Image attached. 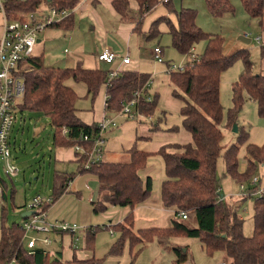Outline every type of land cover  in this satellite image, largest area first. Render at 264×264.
<instances>
[{"label":"trees","instance_id":"16d2710c","mask_svg":"<svg viewBox=\"0 0 264 264\" xmlns=\"http://www.w3.org/2000/svg\"><path fill=\"white\" fill-rule=\"evenodd\" d=\"M82 0H5L8 19L16 20L21 15L43 7H56L59 11L75 8ZM131 0H114V5L122 19H127L130 10H126ZM139 3L140 21L159 2L170 0H135ZM210 13L222 17L234 13L236 8L232 0H206ZM245 11L251 19L257 20L264 30V0H241ZM198 10L182 8L178 12L177 24L172 21L170 33L174 47L182 54H187L198 42L205 40V51L193 64L183 71L171 73L174 87L173 95L183 104L180 114L182 126L192 134L193 142L175 146L179 151H168L163 146L157 153L141 149L136 144L130 149L131 160L127 162H109L99 160L92 164L91 173L101 183V198L94 202L95 210L105 211L108 205L130 206L125 223L116 228L123 233L114 245L115 250L122 249L126 238L132 245L145 244L157 238L163 246H168L176 237L198 238L209 255L217 252L224 254L226 264H264V194L242 195L238 203L228 202L223 193L221 178L218 175V161L221 156L225 163V176L237 182L245 181L249 191L254 192L264 184V173L260 182L250 184V179L264 168V143L258 145L250 142V131L239 126L237 142L223 151L225 134L222 129L225 107L221 102V80L223 73L237 60L243 59L244 68L239 79L233 84V106L228 112L227 126L232 128L243 110L246 99L254 100L259 113L264 118V73L254 71V62L248 49H239L227 55L224 53L225 38L219 33H209L197 23ZM57 27L70 29L73 22L64 19L54 24ZM156 33L155 30L152 31ZM264 57V45H261ZM20 74L24 77L26 92L19 102V108L36 109L43 112L53 126V142L56 146L82 145L87 153L77 154L78 162H87L90 152L99 135L98 124H87L77 114L76 102L79 98L76 90L68 84L73 80L87 87V94L93 99L97 97L102 86L107 85V111L119 112L123 103L131 100L135 92L142 90L136 110L150 118L158 109L159 95L149 101L150 91L147 86L152 75L134 69H124L117 76H110L109 71L99 68H86L81 64L75 67H47L44 54L26 59L21 65ZM175 125L170 130L177 131ZM64 129L68 134H64ZM152 131H160L162 127L156 122ZM88 135V139L82 136ZM82 137V138H81ZM154 154L164 159L166 179L162 183V201L165 207L175 209L176 216L170 227H149L133 231L135 223V207L150 197L153 178L145 180L140 170L148 165ZM83 171H86L84 169ZM70 175H56L53 204L67 191ZM3 185V205L1 222L0 264H5L17 257L20 264H98L92 256L87 259L74 257L66 261L59 250L55 254L39 246L29 250L22 244L24 234L20 224L7 226L5 221V202L8 199V184L0 178ZM254 197L255 228L252 235L244 232L245 219L241 215L243 203ZM14 198V196H13ZM51 205H46L48 210ZM188 217L182 218L180 212ZM176 264L187 259L183 247H175Z\"/></svg>","mask_w":264,"mask_h":264},{"label":"rangeland","instance_id":"374dc122","mask_svg":"<svg viewBox=\"0 0 264 264\" xmlns=\"http://www.w3.org/2000/svg\"><path fill=\"white\" fill-rule=\"evenodd\" d=\"M174 3L176 10L170 9L163 2L157 5L156 8L143 17L141 30L134 32L130 36L125 35V28L118 26L119 22L110 10H103L101 16L105 21V29L109 33L108 39L106 36V39L103 37L100 27H97L95 31L91 29L92 23L96 22V19L92 18V14V17L87 15L85 19L78 18L74 31L67 32L59 28L57 31L42 33L39 35L42 42L37 45V49L39 53L45 52V64L56 68L69 67L68 61L75 59L76 66L81 64L86 68H99L108 71L110 69L109 65L104 62H98L93 57L96 47L100 43L102 44L103 41L112 46L121 56H125L130 51L132 57L135 59L142 58L141 61L147 59L156 46H161L165 50L164 58L167 62L182 64L188 61L189 53L182 54L174 47L169 22L172 21L174 24H177L178 14L176 11L182 7L195 8L198 10L197 23L203 30L209 33H219L224 36L225 54L230 55L239 49H248L250 57L254 62V71L263 73L264 58L261 55V45L263 44L254 40V37L258 33H262V31L258 29L257 21L248 16L241 0H233L235 8H238V10H235L234 13H227L222 17H215L209 12L206 0H174ZM137 11L130 10L129 12L140 14L139 10ZM135 16L133 14L132 18H135ZM3 24L4 18L0 13V26ZM153 30L156 31L155 34L152 32ZM245 31H248L250 37L253 38L251 43H246L240 38ZM205 48L206 41L202 40L194 45V53L200 55L205 51ZM154 59L156 60L155 57ZM153 61L152 59L151 62L155 63ZM243 62V59L237 60L222 75L221 102L225 107L222 123V129L225 134L223 151L231 144L237 142V132L234 130V125L230 128L227 126V123L229 109L233 106V84L242 73L244 68ZM149 66L151 65L149 64ZM159 66L160 69H165V75L160 74L155 78L156 83L153 84L152 89H156L158 80H162L163 76L168 75V64L166 66L160 64ZM151 68L152 66L148 67L153 73H158L156 69ZM163 87H165V84H163ZM163 87L162 92L164 90ZM102 88L106 92V86L104 85ZM152 91L155 92V90ZM82 94L83 91L80 88V98L77 100V108L79 107L85 112L91 111L95 103L92 104L94 99L90 95L86 97L85 94ZM151 95L154 97L156 94L151 93ZM102 108L103 104L100 109ZM15 113L17 118L10 132V143L13 160L20 170L19 175L9 177L5 173L3 162L0 160V175L7 181L9 186L8 199L5 202V221L7 226L14 223L22 224V215L29 210L30 204L35 197L52 198L57 171L60 170L70 175H81L78 163L58 158V148L53 142V126L50 119L44 113L36 109L21 110L19 107H17ZM154 116L157 120L165 119L163 120L164 123L167 119L168 124L180 126V131L183 129V118L180 113L173 112L164 115L163 111L158 108ZM103 118L97 122L98 125L103 121ZM150 122V120H141L140 118L137 120L119 119L117 128L105 132V144L102 147L104 156L101 153L99 158L113 162L130 161L131 153L129 150L135 145L138 140L137 137L141 135L137 127L148 124L147 126H150L151 129L154 123ZM236 122L238 127H246L250 131V142L258 145L264 143V118L261 117L258 104L254 100L246 99L243 110L240 112ZM161 127L163 128V123H161ZM137 146L141 149H148L149 144L139 140ZM123 149L127 150L123 151ZM160 160H163L165 167L164 159L160 157ZM81 165L83 170L86 169L87 171L90 169L86 167V162ZM224 172L225 163L223 156H221L218 161V175L221 178L223 193L228 197V202L232 204L238 203L241 197L238 195L241 183L235 181L230 176H225ZM261 173H264V168L257 175ZM84 174L82 177L75 179L72 186L74 187L73 190L66 193L62 199L56 201L55 205L47 213L51 222L57 220L67 222L71 225H77L82 229L79 232L82 236L79 244L80 247L84 245L85 234L87 235L88 232L86 229H92L95 232L94 253L99 261L98 264H174L177 260L175 247L178 245H184L183 249L186 248L185 252H187V259L182 264H215L220 260L217 256H224L223 253L217 252L214 254V259H212L211 256L213 255H209L203 249L202 242L198 238L188 236L171 239L176 246L174 245L170 249L165 246L162 247L157 238L145 244L136 245H132L130 239L126 238L122 249L115 250V243L123 237L122 231L118 230L116 226L119 223H125L127 215H124L122 220H119L120 213H124L123 208L119 206L112 209L116 211L111 216H108L104 211L97 212L93 204V201L97 200L95 199L98 185L97 176L91 172H85ZM94 196L95 198H93ZM254 202V197H249L243 203L240 210L242 217L245 219L244 232L248 236L253 234L255 228ZM140 210H146L143 211L146 214L142 213L140 215L138 218L140 221L136 224V227L156 224L165 227L172 224L168 220L174 217L173 212H165L166 215L161 211H147L146 208L135 209V220ZM2 217V209H0V222H2ZM145 218H149L150 221L145 222L147 220ZM142 219L144 220L142 221ZM37 235L41 237L43 234ZM39 245H42L46 249H53L55 247L54 245L45 246L41 241H39ZM170 246L171 244L169 243Z\"/></svg>","mask_w":264,"mask_h":264},{"label":"crops","instance_id":"0c3cea01","mask_svg":"<svg viewBox=\"0 0 264 264\" xmlns=\"http://www.w3.org/2000/svg\"><path fill=\"white\" fill-rule=\"evenodd\" d=\"M161 2H163L170 9L173 8L174 10H176L175 9L174 0H170V4H168L165 1H161ZM161 2H159L157 5H159ZM157 5H155L154 8H156ZM139 7L140 6H139V3L137 1L131 0L129 2V6H128V8L126 10H135V11H137V10H139ZM154 8H152L151 11ZM182 8H184V7H182ZM181 9L177 10L176 13L178 14V12ZM207 9H208V7H207ZM103 10H110L113 13V15L116 17V19L119 22L118 26L120 28H125V30H124L125 35H127V36L129 35L130 36L134 32H138V31L141 30V25H142L143 22H141L140 26H137V23L140 21V15L137 14L138 11L129 13L128 14V18L125 20V19H122L121 15L117 12V9H116V7L114 5V0H82L74 8L73 13L69 17L66 18V19H70L73 22V25H72V27L70 29L57 27V26H55L53 24V25L48 26L43 32L40 33V35L42 33H44V32L47 33V32H51V31H55V30L57 31V29H59V28H60V30L63 29V31H67V32L74 31L75 28H76V22H77L78 18H80V19L84 18L85 19L87 17V15L92 17V14H93L92 18L96 19V22H95L96 25H95V23H92L91 29H94V31H95V29L97 27H100V31L102 32L103 37L105 39L107 37V39H108L109 33L105 29L106 28L105 25H104L105 21H104L103 17L101 16ZM236 10H238V8H236ZM133 14L136 15L135 18H132ZM92 20H94V19H92ZM197 22H198V16H197ZM257 23H258V21H257ZM4 24L2 26H0V41H1V38L5 34V25ZM98 24H100V25H98ZM258 29H261L262 33H258L257 36H260L262 38L261 41H260V44L264 45V30H262V28L259 25V23H258ZM245 32H248V31H245ZM73 36H74V34H73ZM41 42H42V39L39 38L37 45L39 43H41ZM37 45H36V48H35L34 56L39 55V54H44L45 55L44 51L39 53V51L37 49ZM105 46H108L109 48H111L113 51L116 52V50L112 46H109L107 43H105V41H103L102 44L100 43L96 47V49H95V51L93 53V57H95V59L98 62H104V61L99 60V58L97 56V53L99 51H101ZM161 49H162V54L165 57V50H164L163 47H161ZM126 55L131 57V63L127 67H126L125 64H122L121 58H118L114 62H111V63L104 62L107 65H109V68H110L108 70L109 73L112 72L113 70H119L120 67H122V68H125V69L126 68L127 69H134V70H138V71H141V72H147V73L151 74L152 77L150 79L148 88H149V90H150V92L152 94L154 93V94H158L159 95L158 108H160L163 111L164 115H166L167 113L169 114V113H173V112L180 113V110H181L183 102H182V100H180L179 98H177V97H175L173 95L174 87H173L172 80H171V74L163 76L162 80H158L157 81L156 89H152L153 84L156 83L155 78L158 75L165 73V71H164L165 69H160L159 65L161 64V65L166 66V64H169L170 62H167L166 60H165V62H158L157 60H155L154 59V57H155L154 50L151 52V54L149 55V57L147 59H143L142 61H141L142 58L135 59L134 57H132L130 51ZM152 59L155 61V63L151 62ZM75 63H76L75 59H71V60L68 61L69 67L76 66ZM44 64H45V62H44ZM149 64L152 66L151 69H156L159 74L158 73H153V71H150V69H148V67H151V66H149ZM45 66H47V65L45 64ZM47 67H54V66H47ZM263 69H264V67H263ZM263 73H264V71H263ZM153 81H155V82L153 83ZM68 84L70 86H72L76 90L78 95H79V89L81 88V90L83 91L82 95L85 94L86 97H89V94H87V87H86L85 84L76 83L73 80L68 81ZM163 84H165V87H163ZM105 86H106V92L104 91V89L102 88L103 86H102L101 89H100L99 94L97 95V97L92 102V104L94 102L95 103H94L93 109L91 111L85 112V111H83V109H81L79 107L77 108L78 109L77 110L78 116L84 122H86L87 124H97V122L101 118H103L105 115H108L110 117L115 116V113L107 111L105 103H106L108 94H107V85H105ZM162 87L164 89L163 92L161 91ZM152 90H155V92H153ZM151 93H150V96H152ZM102 104H103V108L100 109ZM76 105H77V102H76ZM121 118L126 119V120H132V119L133 120H137L139 118L141 120H150L151 121L150 123H152V124L153 123L156 124V122H159L160 126H161V123H163V128H165V129L162 128V130H160V131H152L150 129V126L149 127L147 126L148 124L147 125H141V126L137 127V130H140V134L141 135L139 137H137L138 140L136 141L135 144L137 145L139 140H141L142 142L148 143L149 144L148 149L151 152L157 153L163 146L169 147L168 151L176 152V151H179V149H177L175 146H177L179 144H187V143L193 142L192 134L188 130H186L184 127H183V129L181 131L180 130H177V131L170 130V128H172L174 125L168 124L167 123V119H166V121L164 123L163 120H165V119H163V118L160 119V120H157L154 115H153V117L151 116L150 118H147L143 114H140V115H138L135 118H131V117L129 118V117L122 116L120 118H117V122ZM117 127L118 126L112 128V129L114 130ZM112 129H110V131ZM136 135H137V133H136ZM103 144H105V140H104ZM103 144H102V147H103ZM57 148H58V158L60 160L75 161L79 165L78 169L80 171L79 173L81 174L80 176H79V174H76V175L71 174L70 175L69 173L61 172L60 170L57 171V173H56V175L61 174V175H70L71 176V180L69 182V185H68L67 191H66V193H69V191L71 192V190H73V188H74L72 186H73V184L75 182V179H77L78 177H82L83 175H85L84 174L85 172H90V171H83V169L80 167V164L77 161V154L78 153L75 150V146H73V145L72 146H60L59 145V146H57ZM127 149H129V148H127ZM127 149H123V151H126ZM148 149H146V150H148ZM129 152H130V150H129ZM101 153H103V156H104L103 149H102ZM160 157H162V156L159 155V154H154L153 156H151L149 158L148 165L145 168H143V169H141L139 171L140 175L145 180V182H146V180L148 179L149 176H152L153 184H152V192H151L150 197H148L143 202L138 203L136 205L135 209L146 208L147 211H156V212L161 211L164 214L173 212L174 213V217H175L176 216L175 209L165 207L164 204H163V201H162V183L166 179V175L164 173L165 172V167H164V164H163V160H160ZM101 160L107 161L104 158L101 159ZM109 162H113V161H109ZM3 180H5V179H3ZM6 183H7V181H6ZM7 192H8V190H7ZM66 193H64L62 195V197ZM7 196H8V193H7ZM95 196H96V198H95ZM95 196L93 198H95L97 200L93 201V204H94V202H97L101 198V183L99 182V180H98L97 192H96ZM62 197H60V199H62ZM3 202H4V200H3ZM2 205H3V203H2ZM54 205H55V203L48 209L47 212H49V210ZM117 206L118 205H108V208H107L108 211L105 210L104 212H106V214H108V216H111L116 211V210H112V209L116 208ZM119 207H122L123 210H124L123 214L120 213V219L119 220H122L123 216L124 215L126 216L130 212L131 208H130V206H126V207L119 206ZM109 208H110V210H109ZM0 209H2V207ZM143 211H146V210H143ZM143 211L140 210L137 213V217H136V220H135V223H134L133 231L138 232L141 229L149 228V227H153V226L163 227L160 224H156V225H141V226L136 227V224H138V222L140 221V219H138L140 217V215L142 213L146 214ZM149 217H152V216H149ZM169 217H171V216H169ZM174 217L173 218L171 217L168 220V222H170V224H171V222L173 224ZM158 218H160V217H158ZM23 219H25V218L23 217ZM145 219H147V220H145V222H149L150 221L149 218H145ZM48 220H49V217H48ZM143 220L144 219H142V221ZM49 221H51V220H49ZM166 224L170 225L169 223H166ZM172 224L170 226H172ZM170 226H165V227H170ZM80 230H82V229L78 228L77 231L74 232V233L64 232V233L56 234L54 243L52 244L55 247H53V249H48V250L51 252V254H55V251L59 250L61 252V257L63 258V260H66V261L72 260L75 256L80 258V259H87V258H90L92 256H96L95 253H94V249H95V243H94L95 232L92 229H86L88 232H87V235L85 234L84 245H83V247H80L79 244L81 242V237H82L81 234L79 233ZM170 244H171L170 247H168V246L167 247L165 246V247L170 249L171 247H174V245L176 246V244L173 241H170ZM161 246L164 247L162 244H161ZM182 246L184 248V245H178L176 247H182ZM203 249H204V247H203ZM184 251H186V248L184 249ZM211 257H212V259H214L215 256L213 255ZM217 257H219L220 260L217 263H215V264L225 263L224 256L223 257L222 256H217ZM221 259H222V261H221ZM174 264H176V263H174Z\"/></svg>","mask_w":264,"mask_h":264},{"label":"built area","instance_id":"2783aa9c","mask_svg":"<svg viewBox=\"0 0 264 264\" xmlns=\"http://www.w3.org/2000/svg\"><path fill=\"white\" fill-rule=\"evenodd\" d=\"M4 2L5 0H0V13L3 15L5 23V34L0 41V160L4 164L5 173L9 177H15L19 175L20 170L12 157L10 132L17 118L15 111L17 107H19V102L22 100L26 92L25 80L20 74L21 65L26 59L34 56L40 33L48 26L69 17L73 13L74 8L64 9L62 11H59L56 7L39 8L36 11L21 15L16 20H10L7 17ZM244 35L246 37H250L248 32H244ZM261 39L262 38L260 36L254 37V40L258 43H260ZM194 50L193 46L189 51V59L187 62L182 64L170 62L167 66L168 74L175 71H183L189 64L196 62L199 55L194 53ZM154 54L158 62H165L160 46L155 47ZM97 56L99 60L108 63L121 58L122 64H125L126 67L131 63L130 56H121L108 46H105L101 51H99ZM124 69L125 68L120 67L119 70H113L110 72V76H117ZM149 82L147 86L149 85ZM142 93V90L135 92L134 97L131 100L124 102L122 109L115 113V116H104L103 121L99 125L100 132L95 139L94 148L90 152L89 159L86 162L87 168H90L92 164L100 160L99 157L102 152L104 134L118 125L117 118L122 116L135 118L141 114L136 110V107ZM148 99L149 101L152 100V96L148 97ZM105 105L107 108L108 97ZM63 133L68 134V130L64 129ZM82 137L84 139L89 138L88 135H84ZM75 150L80 154L87 153L86 149L80 144L75 145ZM259 182L260 176L257 174L250 179L251 185H256ZM240 183V192L238 193L239 196L248 195L250 193L256 195L264 194V184H262L259 190L251 192L249 191V186L246 182L243 181ZM2 203L3 185L0 183V208L2 207ZM46 205H53L52 198H42L41 196L35 197L29 207V210L33 212L27 218L23 219L22 224H20L24 231L22 244L29 250L37 249L39 246L42 247V245H39V241H41L45 246H51L54 243L56 234L64 232L74 233L79 228L77 225H71L67 222L49 221L47 214L48 210L45 209ZM179 216L182 218L188 217L187 213L183 211L179 213ZM37 234L43 235L40 237ZM5 264L20 263L17 257H14Z\"/></svg>","mask_w":264,"mask_h":264},{"label":"water","instance_id":"95a60500","mask_svg":"<svg viewBox=\"0 0 264 264\" xmlns=\"http://www.w3.org/2000/svg\"><path fill=\"white\" fill-rule=\"evenodd\" d=\"M240 38L246 43H251L252 42V38L251 37H246L244 34ZM234 130H235V132L239 131V127H238L237 122L234 123ZM32 212L33 211L28 210V211L24 212L22 216L24 218H27Z\"/></svg>","mask_w":264,"mask_h":264}]
</instances>
